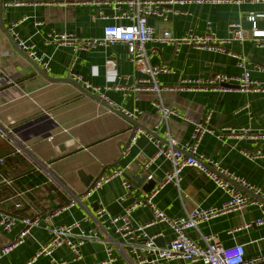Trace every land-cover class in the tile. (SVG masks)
<instances>
[{"label":"crops","instance_id":"obj_1","mask_svg":"<svg viewBox=\"0 0 264 264\" xmlns=\"http://www.w3.org/2000/svg\"><path fill=\"white\" fill-rule=\"evenodd\" d=\"M6 1L11 0H0V18L6 25V29L0 26V159H4L0 161V198L3 207L18 217L45 213L84 192L98 176L120 167L124 169L121 176L113 178L102 189L52 221L53 224H67L88 216L89 220L83 226L94 228L104 237L107 232L95 213L101 206L121 202L125 194L122 180L133 181L144 170L149 178L160 183L172 167L171 161L162 156L145 168L144 163L154 155L156 148L143 133L138 134L128 154L122 155L137 126L115 109H140L144 115L137 121L165 138L166 126L156 129L153 125L159 116L155 103L159 101L158 95L135 89L137 80L144 75L139 65L129 58L125 43L77 49L73 44L50 41L48 34L52 30L74 34L79 40L101 37L105 25L114 22L112 7L91 0H12L20 4L5 6ZM172 9L167 21L149 17L157 34L165 30L177 37L188 31L202 34L208 32L211 23L212 30L225 39L233 34L231 25L239 23L246 39L232 40L223 45L224 49L214 50L187 44L148 42L146 48L151 63L175 71L158 74L160 86L178 87L184 79H207L217 73L239 77L244 68L238 66V60L229 53L232 51L247 59L246 68L252 78L264 87V45H257L253 22L248 19L251 14L264 13V2L186 1L176 3ZM12 23L17 24L16 29L23 39L35 45L38 54L50 58L51 70L47 75L70 78L72 72L81 74L95 86L108 87L105 93L112 103L104 101L105 105L70 83L47 79L38 64L10 36L8 27ZM257 29L264 30V17L257 19ZM161 98L180 114L172 115L169 120L170 130L179 143L190 139L195 128L193 121L203 119L209 113L208 126L218 133L223 127H248L253 134L264 131V91H241L232 83L223 90H164ZM223 135L204 134L199 151L264 191V139ZM5 172L13 179V185L4 184ZM89 177L92 180L86 185ZM44 182L50 183L53 193L36 187ZM131 197L144 199L147 193L134 185L127 199ZM227 199L228 195L207 176L186 167L181 172L180 185L166 184L154 202L169 216L178 217L197 206H221ZM15 201H21L22 205L14 207ZM131 216L135 223H145L153 218L151 209L144 206L136 207ZM260 216L257 206H249L202 222L199 229H188L187 233L200 245L205 244L203 236L207 235H215L225 246L244 244L246 256L255 257L264 251V224L235 229ZM22 227L18 223L12 230L0 232V247L15 239ZM150 232L157 234L163 245L174 237V232L165 223H156ZM50 237L45 224L32 229L26 242L3 256L0 264H26ZM114 237L121 241L118 235L114 234ZM82 252V259L73 261L70 250L62 246L52 257L63 264H95L106 258L105 248H96L94 242H87ZM115 254L117 264H137L133 256L127 259L119 247ZM52 257L41 255L34 264H52ZM160 263L203 264L183 259Z\"/></svg>","mask_w":264,"mask_h":264},{"label":"built area","instance_id":"obj_2","mask_svg":"<svg viewBox=\"0 0 264 264\" xmlns=\"http://www.w3.org/2000/svg\"><path fill=\"white\" fill-rule=\"evenodd\" d=\"M186 1H196L198 3L208 1L221 3L227 1L241 4L250 0H91L92 3L112 7L115 11L114 22L105 25L101 37L79 40L74 34L65 31L58 32L56 30H52L48 34L50 41L61 45L73 44L77 49H92L103 45H112L117 42H123L127 45L129 58L139 65L144 75L137 80L138 84L135 89L139 92L149 91L158 95L159 101L155 103L158 107L159 116L153 122V125L156 129L165 125L166 131L165 138H162L158 133L157 135L153 134V131L148 128L136 127L130 141L123 148L122 155L128 154L138 134L143 133L149 137L156 148L154 155L144 163L145 168H148L155 159L162 156L171 161L172 167L166 172L163 180L157 183L150 193H147L146 198L136 199L135 202L126 207L121 213L111 215L105 206H101L96 210L95 215L101 227L107 232L104 237L94 228L87 229L83 226V223L89 220L88 216L67 224H53L52 221L54 217L61 215L66 210H70L77 203L83 202L89 196L102 189L113 178L121 176L124 173L123 168H112L108 173L95 178L92 184L81 194L75 195L68 202L61 203L47 212L35 216L18 217L14 215L4 209L3 199L0 198V232L12 230L18 223L23 225L15 239L0 247V259L12 252L16 247L24 244L32 229L42 227L45 224L48 226L51 237L48 242L41 245L39 250L26 264H34L41 255L52 257L54 252L62 246L70 250L73 261H79L83 257L82 248L87 242H101L105 247L106 258L95 264H117L118 257L115 254V249L118 247L122 249L127 259H130V255L133 256L137 264H154L155 261L161 262L172 259H183L203 264H264V251L255 257H247L244 244L238 243L225 246L215 235H207L203 236L205 244L200 245L187 233L188 229H199V224L202 222L209 221L226 213L241 211L249 206H257L261 211V216L253 222L244 223L235 230L251 227L253 224L258 226L264 224V191L247 181L244 177L230 172L220 161L198 149L199 142L206 133L216 134L217 137H223L224 133H229L240 138L259 137L264 139V131L253 134L248 127H223L218 133L208 126V122L211 119V113H209L203 119L193 121L195 128L190 139L179 143L170 130L169 120L172 115L179 116L180 114L173 106L167 105L162 101L161 92L164 90H184L185 88L223 90L224 87L232 83H235L241 91H264V87L261 86L259 81L252 78L250 70L246 68L247 59L243 55L232 51L229 53L238 60V66L244 68L242 75L239 77L217 73L207 79H184L178 87L160 86L157 78L158 74L174 73L175 71L165 65H154L151 63L146 48L148 42H169L176 46L187 44L191 47L214 50L224 49L223 45L232 40L246 39V34L239 23L231 25L233 34L231 37L225 39L220 38L212 30L211 23L209 24L208 32L202 34L188 31L184 35L177 37L172 35L169 30L157 34L156 27L149 23V17L156 16L167 21L169 13L173 11L172 7L176 3H184ZM251 1L264 2V0ZM19 4L20 2L12 0L4 2L5 6ZM260 17H264V13L251 14L248 19L253 22V36L257 39V45L263 46L264 30L257 29V19ZM16 26V23H12L8 27V30L17 46L25 51L46 73H49L51 70L50 58L45 54H38L35 45L23 39L17 31ZM70 78L84 85L89 91L97 94L103 101L112 103L105 93L108 87H104L103 89L100 86H95L76 72H72ZM224 83L227 85H224ZM245 108H248V105ZM123 112L135 120L142 119L144 115V112L140 109ZM250 118H252V115H250ZM17 151H20V149ZM0 161L3 162L4 159L2 158ZM186 167H190L198 173L207 176L217 188L223 190L228 195V199L221 206H197L187 209L183 215L178 217H171L166 214L164 210L157 206L154 198L168 183H174L179 186L181 172ZM3 182L4 184L13 185V179L8 176L4 177ZM122 185L125 189V194L122 196L121 202L131 195L134 184L132 181L124 179L122 180ZM238 185L252 191V193L241 190ZM49 186V182H44L36 187H41L42 190L46 188L48 190L47 193H53L54 190L50 189ZM21 205V201L14 202V207H20ZM139 206L151 209L153 214L151 221L135 223L132 220V211ZM156 223H165L174 232V237L165 246H159L156 243L158 235L150 232V228ZM114 234L118 235L121 241H118L114 237ZM123 248L127 253L124 252ZM152 255H156V259L150 260ZM52 264H63V262H56L52 257Z\"/></svg>","mask_w":264,"mask_h":264},{"label":"water","instance_id":"obj_3","mask_svg":"<svg viewBox=\"0 0 264 264\" xmlns=\"http://www.w3.org/2000/svg\"><path fill=\"white\" fill-rule=\"evenodd\" d=\"M0 26L3 28V29H6V25L4 24V21L2 18H0ZM38 68L40 69V72L45 75L47 77V79L53 81V82H65V83H70L72 85H74L76 88H78L81 92L85 93L86 95H88L89 97H91L92 99L96 100V101H99L105 105H107L104 101L101 100V98L95 94V93H92L91 91H89L88 89H86L85 87H83L80 83H78L76 80L72 79V78H66V77H63V78H57V77H53V76H50V75H47L46 72L41 69L39 67V65H37ZM224 85H227L226 83H224ZM115 109V108H113ZM116 112H118L119 114H121L122 116H124L126 119H128L131 123H133L134 125H136L137 127H141V128H146L144 127L139 121L137 120H134L128 116H126L124 114V112L122 110H118V109H115ZM148 130V129H147ZM153 134L157 135V133L155 132H152ZM92 177H89L85 182H86V185H89L90 182H91V179ZM133 184L137 187H142L143 191L146 192V193H150L156 186V181L153 179V178H149V175L148 174H145L144 173V170H141L140 173H138V175H136V177L134 178V180L132 181ZM238 187L241 189V190H244L248 193H252V191H249L248 189L244 188V187H241L240 185H238ZM136 197H131L125 201H122V202H119V201H115V202H112L110 203L106 209L107 211L111 214V215H117L119 213H121L126 207L130 206L133 202L136 201ZM160 240L161 238H156V243L159 245V246H165L163 244L160 243ZM94 246L98 249H104V245L101 243V242H94ZM152 259H156V255H152L150 257V260ZM154 264H161L160 262L158 261H155Z\"/></svg>","mask_w":264,"mask_h":264},{"label":"trees","instance_id":"obj_4","mask_svg":"<svg viewBox=\"0 0 264 264\" xmlns=\"http://www.w3.org/2000/svg\"><path fill=\"white\" fill-rule=\"evenodd\" d=\"M6 176H9L8 172H5ZM10 177V176H9Z\"/></svg>","mask_w":264,"mask_h":264}]
</instances>
